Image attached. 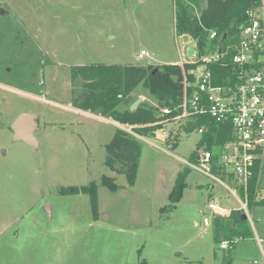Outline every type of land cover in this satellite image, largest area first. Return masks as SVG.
Wrapping results in <instances>:
<instances>
[{
	"label": "rangeland",
	"instance_id": "obj_1",
	"mask_svg": "<svg viewBox=\"0 0 264 264\" xmlns=\"http://www.w3.org/2000/svg\"><path fill=\"white\" fill-rule=\"evenodd\" d=\"M204 6L190 4L196 14ZM0 9V264H264V205L229 251L204 224L214 217L210 199L227 213L239 203L187 165H201L204 151L197 150L203 135L186 132L190 119L167 122L152 138L135 135L143 152L131 185L105 164L116 129L99 117H110L95 111L101 116L90 121L66 108L74 106L69 92L75 97L86 82H73L78 68L192 63L186 51L195 43L176 33L175 0H0ZM96 82L104 83L98 76ZM134 95L117 110L136 98L156 107L142 85ZM24 112L40 119L36 144L14 139L10 126ZM186 168L191 185L169 209ZM103 176L114 177L119 189L111 192ZM259 179L263 197L264 160ZM90 182L98 184V217L88 194L68 191Z\"/></svg>",
	"mask_w": 264,
	"mask_h": 264
},
{
	"label": "trees",
	"instance_id": "obj_2",
	"mask_svg": "<svg viewBox=\"0 0 264 264\" xmlns=\"http://www.w3.org/2000/svg\"><path fill=\"white\" fill-rule=\"evenodd\" d=\"M202 0H175V30L179 35L188 36L196 45L198 58L218 50L229 53L223 66L212 65L215 85H226L233 78L231 55L237 43L240 29L245 22V11L258 0H203L205 6L198 14L190 4L199 6ZM217 32L216 39H211V33ZM73 72L72 80L78 78L86 82L81 93L73 99L76 108L85 111H99L107 115L116 123L126 128H132V133L125 129H118L112 140L105 146V164L116 175H125L131 185H134L139 172L143 143L135 136L144 138L155 137L156 132L162 130L165 123L174 121L183 113L185 98H190L195 92L199 65L195 63L164 64L157 68L137 66H85ZM157 69V71H155ZM100 77L101 88H98L96 78ZM147 88L158 102L157 107L140 104L139 108L131 112L130 108L120 112L117 106L128 101L129 96L139 86ZM75 95V93H73ZM204 128L203 139L199 148L205 147L216 157V149H222L232 141V126L230 123L219 124L205 115L195 116L185 128L187 133ZM189 169L180 172L175 185L169 195V209L176 207L182 200L187 188ZM101 183L111 192H116L119 186L114 177L103 176ZM257 190L256 179L249 188L250 204L255 200ZM73 194L84 193L90 196L92 210L98 217V184L90 182L81 188L68 190ZM256 207L264 205V201L257 202ZM247 219L238 211L229 216L215 215L212 220L215 240L222 243L233 237H245L248 234ZM136 264H148L143 260Z\"/></svg>",
	"mask_w": 264,
	"mask_h": 264
},
{
	"label": "built area",
	"instance_id": "obj_3",
	"mask_svg": "<svg viewBox=\"0 0 264 264\" xmlns=\"http://www.w3.org/2000/svg\"><path fill=\"white\" fill-rule=\"evenodd\" d=\"M217 36V32H212L210 38ZM196 53L192 62L199 65L196 89L192 97L185 98L183 113L177 119L192 121L195 116L205 115L219 124L230 123L232 141L217 152L216 157L203 147L204 151L198 157L201 165H187L223 186L239 203L235 211L251 220L255 204L262 200L259 176L264 160V0H258L245 11V22L232 49L233 78L226 85L214 84L209 67L223 66L228 51L221 49L201 58H198L197 50ZM141 55L147 56V53L142 51ZM125 130L134 134L131 127ZM196 131L202 135L205 129ZM255 179L257 190L255 200L250 204L249 188ZM208 209L213 216L220 215L217 210L226 212L214 199L208 203ZM230 214L226 212L227 216ZM205 225H210L208 218ZM241 240L243 237L226 240L221 243V249L232 250ZM258 243L264 260V242L258 239Z\"/></svg>",
	"mask_w": 264,
	"mask_h": 264
},
{
	"label": "water",
	"instance_id": "obj_4",
	"mask_svg": "<svg viewBox=\"0 0 264 264\" xmlns=\"http://www.w3.org/2000/svg\"><path fill=\"white\" fill-rule=\"evenodd\" d=\"M5 13V10L0 9V15H3ZM196 45H190L187 49V57L189 59H193L196 56ZM157 71V69L155 70ZM143 102L142 99L136 100L130 107V111L134 112L136 111L140 104ZM13 134H14V139L16 141H24V142H29L32 144H36L37 140L35 137V131L37 128V121L36 117L34 114L24 112L20 114L19 116L16 117V119L12 122L10 126ZM199 150V148L197 149ZM45 210L47 214H49L50 217H52V206L50 204H47L45 206ZM244 219H247L243 215Z\"/></svg>",
	"mask_w": 264,
	"mask_h": 264
},
{
	"label": "crops",
	"instance_id": "obj_5",
	"mask_svg": "<svg viewBox=\"0 0 264 264\" xmlns=\"http://www.w3.org/2000/svg\"><path fill=\"white\" fill-rule=\"evenodd\" d=\"M190 46V45H189ZM188 46V47H189ZM188 47H187V49H188ZM187 52V51H186ZM187 54V53H186ZM182 63V62H181ZM166 64V63H165ZM164 65V64H163ZM136 91V90H135ZM135 91L134 92H132L131 93V95L129 96V99L131 98V99H133L134 98V94H135ZM70 93V98H71V102L73 101V99H74V97H73V95H72V92L70 91L69 92ZM138 98H136L135 100H137ZM143 102H144V99H143ZM147 103V102H146ZM152 106H158V102L157 103H154V104H152ZM67 109H69V110H71V111H75L77 114H80V113H83L84 114V117H86V119L87 120H90V119H88V118H98L99 116H101V115H96V114H94V113H92L91 111H85V110H81V109H78V108H76V107H74V106H69V107H66ZM48 109H50V108H48ZM102 117V118H101ZM101 117H99L100 118V120H102V121H105V122H108V123H110L111 125H113L114 127H115V132L118 130V129H120V128H122V129H125V127L123 126V125H121V124H119V123H116L113 119H111V118H107V117H104V116H101ZM36 121H37V128H36V130L38 131L39 130V121H40V119L39 118H37L36 117ZM90 121H92V120H90ZM127 129V128H126ZM36 132V131H35ZM180 172H182V171H180ZM191 185V183H187V188H188V186H190ZM197 188V186H194L193 187V189H196ZM212 196H210V198H211ZM211 200V199H210ZM262 201H264V196L262 197ZM222 209H224V210H227L226 208H223V207H221ZM254 211V210H253ZM220 215H222V214H220ZM222 216H227L226 214L225 215H222ZM206 219V218H205ZM209 219V218H208ZM210 220V219H209ZM213 220V219H212ZM212 220H210V225H208V226H211V224H212ZM204 224H205V220H204Z\"/></svg>",
	"mask_w": 264,
	"mask_h": 264
}]
</instances>
